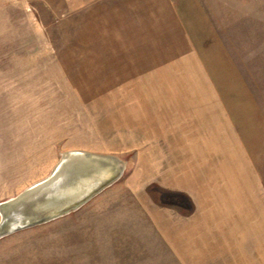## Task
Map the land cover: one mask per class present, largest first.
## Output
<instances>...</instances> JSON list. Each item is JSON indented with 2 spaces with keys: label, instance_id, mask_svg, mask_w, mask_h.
<instances>
[{
  "label": "rangeland",
  "instance_id": "rangeland-1",
  "mask_svg": "<svg viewBox=\"0 0 264 264\" xmlns=\"http://www.w3.org/2000/svg\"><path fill=\"white\" fill-rule=\"evenodd\" d=\"M68 151L122 175L0 264H262L264 0H0V203Z\"/></svg>",
  "mask_w": 264,
  "mask_h": 264
},
{
  "label": "water",
  "instance_id": "water-1",
  "mask_svg": "<svg viewBox=\"0 0 264 264\" xmlns=\"http://www.w3.org/2000/svg\"><path fill=\"white\" fill-rule=\"evenodd\" d=\"M123 168L112 155L62 153L47 177L0 203V237L77 210L117 181Z\"/></svg>",
  "mask_w": 264,
  "mask_h": 264
},
{
  "label": "crops",
  "instance_id": "crops-1",
  "mask_svg": "<svg viewBox=\"0 0 264 264\" xmlns=\"http://www.w3.org/2000/svg\"><path fill=\"white\" fill-rule=\"evenodd\" d=\"M219 94V96H217V99H225V97H223V94L221 93H218ZM212 175H214V173H211ZM226 175V177H224V176H221V179L222 180H230V179H236V177H235V175H228L227 176V174H225ZM210 179H212L211 181H213V179H215V177H210ZM181 183H183V182H181ZM213 183V182H212ZM227 184L228 183H226V186H227ZM232 184H235L236 185V187H237V184L236 183H232ZM238 194V193H237ZM237 194H235V196L237 197ZM190 195V194H189ZM243 199V197L241 198V200ZM241 200H236L235 202H237L238 203V201L240 202ZM204 201H205V203H204V206L206 207L205 208V210L206 211H208V212H210V213H213V211H214V209H212V208H214V207H216V205H215V203L216 202H214V199H212V198H205L204 199ZM222 202V201H221ZM195 203V202H194ZM242 204V203H241ZM196 209H197V207L195 206L194 207V213L196 212ZM215 219V218H214ZM157 226H159L158 225V223L156 224ZM238 227H240L239 225H238ZM232 236H236V235H232ZM219 264H222V262H220L219 261ZM228 264H235V262H229ZM262 264H264V260L262 261Z\"/></svg>",
  "mask_w": 264,
  "mask_h": 264
}]
</instances>
